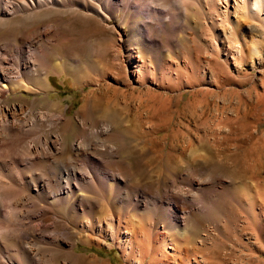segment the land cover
I'll return each instance as SVG.
<instances>
[{"label": "rangeland", "instance_id": "374dc122", "mask_svg": "<svg viewBox=\"0 0 264 264\" xmlns=\"http://www.w3.org/2000/svg\"><path fill=\"white\" fill-rule=\"evenodd\" d=\"M151 1L141 2L142 8L153 5L171 12L173 17L164 20L173 31L156 32L161 50L142 52L141 73L126 61L131 12L111 10L103 21L83 10L64 15L57 35L75 40L76 46L56 40L49 46L47 90L16 95L47 110L59 105L68 118L61 129L66 144L85 132L81 121L97 123L107 113L111 130L107 138L98 137L111 148L104 151L103 140L94 137L93 161L79 157L75 162L97 178L94 216L108 217L106 224L113 228L105 226L103 238L97 231L79 233V226L70 223L67 244L75 243L77 257H94L98 264H264V5L259 3L257 16L251 17L233 15L234 2L229 3L231 18L242 20L239 31L259 43L258 50L249 53L236 48L239 42L235 44L233 36L223 35L222 2H216L219 21L204 0L203 10L188 1V12L182 0ZM73 18L76 23L69 26ZM151 24L157 29V22ZM137 54L133 50L140 65ZM104 174H121L120 184L107 179V203L100 199ZM168 203L171 211L165 220ZM56 209L66 221L62 207ZM135 209L140 256L130 260L120 247L124 243L108 237L116 228L122 236L125 220ZM172 231L184 241L175 250L167 249L173 247L168 236ZM4 242L14 248L11 241ZM154 252L157 258L152 261Z\"/></svg>", "mask_w": 264, "mask_h": 264}, {"label": "bare ground", "instance_id": "6f19581e", "mask_svg": "<svg viewBox=\"0 0 264 264\" xmlns=\"http://www.w3.org/2000/svg\"><path fill=\"white\" fill-rule=\"evenodd\" d=\"M135 1L138 3L132 0H0V264H98L94 257L90 259H88L89 256L88 258L77 257L73 250L75 243L67 244L66 238L70 234L68 227L70 223L75 227L79 226V233L91 234L97 231V234L103 238H107L108 233H106L105 226L113 228L111 224H106L110 221L108 217L105 219L106 216L99 215L100 217L97 218L94 216L96 206L93 196L97 193L95 188L97 178L92 171L83 170L80 167L81 163L75 162L79 157H82L85 162L93 161L92 154L95 152L92 153L91 150L92 141L98 136L105 138L111 130L106 120L107 113L103 112L101 121L97 123L91 124V120L90 122L81 121V125L86 126L85 132L80 131L72 142L66 144L61 129L63 128L62 122L68 118L59 105H53L52 109L47 110L46 107L36 106L35 101L17 98L16 95L21 92L38 94L47 90L49 46L55 40L57 44L70 42L73 48L76 46L75 40L67 36L57 39V35L64 15L76 16L75 14L83 10L84 13L100 16L103 21L106 20L105 17L110 16L111 10L123 14L131 12V18L127 21L130 27L131 44L126 48V61L132 68H137V73H141L145 64L141 56L142 52L149 48L160 52L161 47L156 42L155 34L157 31L165 30L167 34L173 31V26L169 24L170 21L168 23L164 20V17L169 20L173 14L157 9L153 5H146L142 8L141 2L146 0ZM188 1L203 10V0H182L181 4L183 10L184 8L187 10L186 12H188ZM204 1L208 9H215V16L219 21L221 10L217 8L216 2L225 4L224 17L222 16L223 20H221L224 21V25H221L222 32L225 36H233L235 44L239 42L236 48L240 50L243 47L247 48L249 53L258 50V42L248 41L247 36L239 31L243 26L242 20L239 17L235 21L231 18L232 6L229 7V3L234 2L233 15L244 14L256 17L259 12L258 5H264V0ZM78 18L81 17L78 16ZM75 20L76 18H73L67 24L73 26L76 23ZM153 21L158 23L157 29L152 27ZM225 26L228 27V31ZM133 50L138 53L140 65H137L132 57ZM55 67L59 70L62 68L58 64ZM74 68L71 65L69 72ZM45 108L46 111H43ZM107 142L103 140L101 145L99 144L104 151L111 148L106 144ZM104 154L106 155V152ZM36 166L39 168L34 170ZM121 174L116 175L120 177ZM109 175L104 174V179L97 181L102 192L100 199L105 203L110 199L107 198V186H109L107 179L110 177L112 181L120 184L117 176ZM57 207H62V214L66 217V221L62 220L63 217L59 215ZM166 210L168 213L166 211L163 213L165 220L169 218L171 204L168 203ZM136 212L135 209L125 220L123 226L125 231L123 230L122 233L124 237L119 235L120 229L118 228L113 230L108 237L113 242L118 238L124 243L120 247L124 249L125 258L130 260H135V256L139 253V249L135 247L140 243V240L136 239L138 234L134 227L136 226L134 221L138 219ZM168 236L173 247L169 246L167 249L175 250L174 248L184 243L181 235L176 231L168 232ZM5 240L11 241L14 248L7 247ZM41 246L47 248H41ZM52 246L54 250L49 249ZM163 251L161 257H166ZM157 252L152 254V261L156 260ZM9 253L14 254L16 258L10 256ZM100 263L109 264L108 262Z\"/></svg>", "mask_w": 264, "mask_h": 264}]
</instances>
